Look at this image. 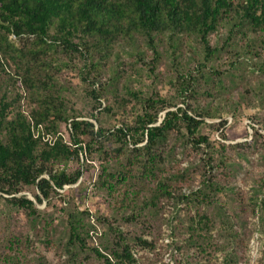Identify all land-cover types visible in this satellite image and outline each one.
Returning <instances> with one entry per match:
<instances>
[{
    "label": "trees",
    "instance_id": "obj_1",
    "mask_svg": "<svg viewBox=\"0 0 264 264\" xmlns=\"http://www.w3.org/2000/svg\"><path fill=\"white\" fill-rule=\"evenodd\" d=\"M221 30L222 43L211 44L210 36ZM184 46L190 50L185 65L173 63ZM169 53L172 97L144 96L119 84L129 71H141L139 63L153 73ZM249 59L264 74V0H0V214L22 219L20 229L0 235V264H54L39 245L53 251L59 264H156L162 246L156 235L146 238L126 225L150 221L146 210L162 209V200L174 207L183 203L186 210L185 229L171 228V234L187 235L181 244L172 240L183 253L177 264H199L209 250L226 248L234 259L226 251L221 263L235 264L237 250L211 239L217 222L231 224L207 206L219 202L231 176L224 152L229 147L239 155L242 143L227 147L222 131L214 140L203 133L211 125L202 117L211 114L188 105L187 98L212 96ZM68 71L76 78L77 97L71 96L73 85L65 84ZM111 97L122 109L132 98L139 112L131 120L120 118L119 126H102L97 113L111 114ZM255 136L264 141L257 130ZM169 137H177L188 156L205 147L199 185L192 186L190 166L179 165ZM167 159L173 166L166 168ZM92 160L98 162L93 189L110 197V215L81 208L75 187L64 191L82 183ZM72 162L77 166L66 171ZM28 189L34 199L20 194ZM54 198L62 201L55 217L36 205ZM247 200L252 212L264 208V199ZM56 230L61 246L56 235L49 237ZM98 233L99 242L89 245ZM228 235L241 240L237 231Z\"/></svg>",
    "mask_w": 264,
    "mask_h": 264
},
{
    "label": "rangeland",
    "instance_id": "obj_2",
    "mask_svg": "<svg viewBox=\"0 0 264 264\" xmlns=\"http://www.w3.org/2000/svg\"><path fill=\"white\" fill-rule=\"evenodd\" d=\"M223 35V30L218 31L217 35H211L210 43L214 45L221 44L222 40L220 38H222ZM141 51L145 55H150V52L147 51L144 46H142ZM189 51L190 50L187 47H181V50L176 52L179 62L173 63H181L185 65L190 53ZM224 51H229V48L223 50L222 53H224ZM170 54L171 53L167 54V56H163V59H161L153 73L147 71L148 65L139 63L138 65L141 67V71L139 70V73L129 71V75L125 74L119 84H121L122 87L125 86L131 90L141 91L144 96L153 94L156 97L158 95L172 97L175 92L174 87H171L166 83L169 75H171L172 64H170V60L173 59ZM146 57L148 56H145L146 60L144 61H147ZM253 62L254 61L249 59L244 65L243 63L239 65L240 69L238 71H232L235 72L236 75L234 81L231 82L229 81V77H224V87L213 92L212 96L199 94V96H195L193 100L187 98L188 105H201L211 114V116L202 117L205 120V123L211 125L209 127H203V133L207 134L214 140L220 139V132L222 131L225 137L224 139H221V141L224 142L227 147L231 144L242 143V149L239 150H242L244 154L239 152V155L233 153L229 147L224 152V154L227 155V164L231 163L228 166L231 176L227 178L228 181L225 190L219 194V202L215 204L216 208L215 206H207L210 212L216 211V215L219 214L215 218L220 219L224 217L225 222L231 224V227L229 228V224L223 226L221 223L219 224L217 222L211 229V239L216 243L227 242L233 248V251L237 250L238 254L235 258V264H264V219H262L264 218V208L258 206L256 211L252 212L251 208L246 206V204H249V200H247L249 197H254L258 202L261 199H264V141L262 138L255 136V130L264 135V74L253 70ZM249 63L251 65H249ZM65 77V84H72L73 87H71V89L74 93V90L77 89H74V87L77 84L73 72L68 71ZM73 93L71 94L72 97L79 96L78 93ZM114 100L113 97L110 98V101L114 106L111 114H106L105 112L97 113L100 117L101 125L104 127L119 126L120 118L127 117L131 120L133 116L139 112L137 106L136 108L138 110L132 109V104L135 102L132 98L126 103L124 107L125 109L117 106L119 104ZM176 103L177 106L182 105L179 99H177ZM104 105L105 102L102 103L100 108ZM162 113L163 111L159 115H162ZM221 123L224 124L221 125ZM98 125V123H94L95 127ZM214 125H216V129ZM60 131L63 133V136L67 138V132L64 127H61ZM166 142L168 145L175 143L174 152L176 153L175 155H177V159L179 158V165L183 167L187 165L190 166L188 172H190L192 176V186L199 185L201 180L200 173L203 169V164L200 159L205 157V155H203L206 150L205 147L203 148L204 152L201 149H198V151L195 152L196 154L194 153V156H188L185 151L181 152V149L178 147L179 141L177 137H169ZM216 144H218V142H216ZM215 146L218 147L217 145ZM90 163H92L93 168L84 171L82 177L78 180V182L82 183L80 185L76 183L71 186H66L64 191H66V188L75 187V199L78 203L80 202L81 208H88L91 213L99 211L110 215L111 210L108 201L111 200L110 197L104 196V193L101 190L93 189V171L96 170L98 162L92 160ZM164 163L166 168L168 166H173L171 165L173 164V161L171 160L167 159ZM74 166H77V163L72 162L69 163L65 169L66 171H69ZM59 167L62 168L63 165L61 164ZM219 170L220 169H218V171ZM180 185L181 189L185 190L186 184L181 183ZM83 187H86V190L83 189ZM85 191L87 196L85 195L83 197L82 194ZM238 191H241L243 196H240L241 194L238 193ZM234 192H237L238 194L233 197L232 195ZM20 194H25L28 198L34 199L33 190L31 189L23 190ZM49 201L51 202L47 203V199H42L41 203H36V205L41 209H48L49 213H53L52 215L55 217V215L59 214L58 208L62 204V201H56L55 198L50 199ZM158 204L163 206V208H150L146 210L151 217L150 221H147L144 224H127L126 227L129 231L135 233H145L144 237L146 238L156 235L157 242L162 244V246H159L158 244V247L156 248V250L160 251L158 254V257L160 258L156 264H177L178 261L183 258V253L182 251L175 250L174 246H172L174 245L172 244V240L177 244H181L179 241L183 238L185 239L187 235L182 232L184 237L181 236V234L178 236L179 231L171 234V228L174 227V224H181V227H178L177 229L180 231L185 229L186 210L182 209L183 203H179L174 207L171 203L168 204L162 200L158 202ZM177 207L180 209L177 210ZM241 209L243 210L241 211ZM123 213L127 214L128 211ZM121 214L122 213H120V215ZM20 221L22 223V219ZM19 222L16 219L13 220L11 217L0 214V235L4 236L7 232L16 228L15 226H17V228L20 227ZM121 222L122 221H120V223ZM55 223L58 224V220H56ZM228 230H231L234 233L237 231L235 237H239L241 240H233V237L231 238L228 235ZM98 231L103 230L101 227H98ZM55 235L57 244L61 246L62 233L58 230L51 231L49 237L52 238ZM97 236H99V233L93 235V238L89 240V245H92V243L97 244L99 242ZM33 237L35 239V236ZM38 250L45 253L49 261L51 260L54 264H59L58 258L54 255L53 251H49L44 245H39ZM226 251L229 252L228 256L233 260L234 253L231 249L226 248L223 251L211 249L203 257H200L199 264H222L221 261L224 255H226ZM138 254L151 255L152 253L139 251Z\"/></svg>",
    "mask_w": 264,
    "mask_h": 264
}]
</instances>
